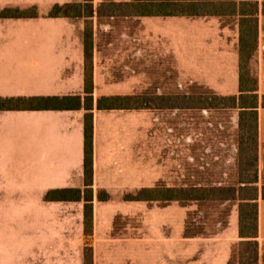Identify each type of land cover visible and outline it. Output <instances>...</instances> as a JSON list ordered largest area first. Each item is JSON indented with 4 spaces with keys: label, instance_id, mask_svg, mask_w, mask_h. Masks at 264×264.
<instances>
[{
    "label": "crops",
    "instance_id": "1",
    "mask_svg": "<svg viewBox=\"0 0 264 264\" xmlns=\"http://www.w3.org/2000/svg\"><path fill=\"white\" fill-rule=\"evenodd\" d=\"M74 1L83 0H54L60 4ZM103 1L93 0L95 8ZM258 1V90L264 92V0ZM202 19L208 21H199ZM91 21L92 235L85 234L83 199H45L52 189L85 186L86 110L0 109V264H84L86 246L92 247L93 264H228L234 245L241 239L237 204L234 212L231 207L227 226L210 235L187 237L188 213L184 215V205L179 201L160 204L158 200H126L125 195L160 186L239 183H184L182 151H136L134 109H99L97 101L103 96L140 92L169 91L175 97L181 96L184 75L215 84L208 87L211 91L238 93L237 21L232 41L225 31L227 26L221 27L219 16L98 17L95 13ZM28 22L27 30L16 29L14 35L0 36V97L84 96L86 19L39 15ZM194 43L201 45L196 59L191 54ZM141 77H147L145 85L154 87L144 90ZM229 77L234 78L233 87L227 84ZM169 109L182 110L177 105ZM261 109L264 108L260 107L258 117L260 188L264 187ZM153 119L148 118L149 126ZM156 131L164 134L166 129L159 127ZM234 160L238 173V151ZM102 192L108 194L107 199L100 198ZM257 239L258 264H264L262 197Z\"/></svg>",
    "mask_w": 264,
    "mask_h": 264
},
{
    "label": "trees",
    "instance_id": "2",
    "mask_svg": "<svg viewBox=\"0 0 264 264\" xmlns=\"http://www.w3.org/2000/svg\"><path fill=\"white\" fill-rule=\"evenodd\" d=\"M31 10V11H30ZM264 13V2L262 7ZM103 16H219L234 18L239 26V91L223 95L211 90L168 97L174 104H166L163 96L148 97L136 93L129 96H103L97 101L99 109H156L162 107L199 109H237L238 115V185L183 186L169 188H142L135 194H126V200L179 201L182 205L197 204L188 212L185 236L210 235L229 222L231 205L238 206L240 241L234 245L228 264H258V213L259 199H264V187L258 186V117L264 108V94L258 90V72L254 58L258 49V0H132L117 2L105 0L96 8L93 0L55 3L49 17H84L85 40V95L0 97V109H79L84 116V188H57L45 194L47 201H77L83 199L86 236L93 232V178H94V97L92 47L93 26L91 17ZM39 16L36 7L31 9L3 8L0 18H32ZM158 99L159 104L152 101ZM170 103V102H169ZM107 199L108 194L100 193ZM203 208H206L203 210ZM203 211V220L194 219ZM204 224L200 226L201 224ZM200 224V225H199ZM218 225L219 227H217ZM84 264H93L91 246L84 249Z\"/></svg>",
    "mask_w": 264,
    "mask_h": 264
},
{
    "label": "rangeland",
    "instance_id": "3",
    "mask_svg": "<svg viewBox=\"0 0 264 264\" xmlns=\"http://www.w3.org/2000/svg\"><path fill=\"white\" fill-rule=\"evenodd\" d=\"M76 2V1H74ZM54 0H0V10L3 8L31 9L36 7L40 16H47ZM62 3V2H60ZM73 3V2H72ZM31 11V10H30ZM30 18H0V36L14 35L16 29L27 30ZM193 23L194 20H186ZM199 21H208L205 19ZM235 19L231 17L222 18L221 27L227 26L228 37L234 40L236 35ZM223 33H226V32ZM187 45L184 44V47ZM200 44H191V54L196 59L199 56ZM184 49V57H186ZM259 54L256 52L254 58V67L259 71ZM263 65H264V60ZM197 71V69H196ZM264 72V68H263ZM260 76V75H259ZM142 78V87L149 90L154 86L145 85L147 77ZM196 77L183 76L182 94L197 93L209 90L208 87H216L215 84L200 82ZM216 79H222V76H215ZM202 81V80H201ZM148 83V81H147ZM234 78L229 77L227 84L233 87ZM143 90V91H144ZM219 94H237L232 92H217ZM260 94L264 92L259 91ZM148 97L163 96L166 104H174L176 100L171 101L168 97L173 93L163 91L160 94L155 92H140ZM177 94H179L177 92ZM170 102V103H169ZM154 104H159L158 99L154 98ZM239 111L236 109H199V108H182L175 111L169 107L134 110L136 118V151H182L184 161V183H206V182H223L236 184L239 180L236 172L234 157L238 151L237 145V121ZM260 116L263 121L264 131V109L260 110ZM153 119V124L149 126L148 118ZM176 118L177 123H174ZM166 129V132L157 133L155 127ZM153 129V130H152ZM191 155H193L190 160ZM192 163V164H191ZM193 174V176L191 175ZM264 182V176L262 177ZM156 204L160 202H155ZM155 203H152L154 205ZM161 202L160 204H162ZM233 212L236 210L231 205ZM197 209L196 203L184 206V215ZM206 208H203V210ZM197 221L203 220V211L198 216L193 215ZM200 225V224H199ZM204 225L203 223L200 225ZM219 227L218 225H216ZM220 228V227H219Z\"/></svg>",
    "mask_w": 264,
    "mask_h": 264
}]
</instances>
